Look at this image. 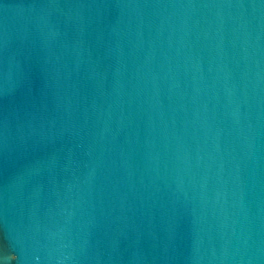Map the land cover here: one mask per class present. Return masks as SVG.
Wrapping results in <instances>:
<instances>
[{
  "label": "water",
  "instance_id": "water-1",
  "mask_svg": "<svg viewBox=\"0 0 264 264\" xmlns=\"http://www.w3.org/2000/svg\"><path fill=\"white\" fill-rule=\"evenodd\" d=\"M0 264H264V0H0Z\"/></svg>",
  "mask_w": 264,
  "mask_h": 264
}]
</instances>
